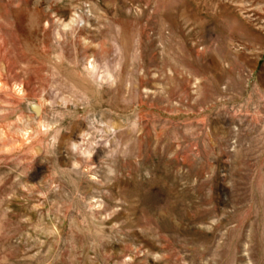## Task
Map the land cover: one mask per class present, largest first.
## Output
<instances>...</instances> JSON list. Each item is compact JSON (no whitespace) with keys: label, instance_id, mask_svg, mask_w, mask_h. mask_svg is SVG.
Masks as SVG:
<instances>
[{"label":"rangeland","instance_id":"obj_1","mask_svg":"<svg viewBox=\"0 0 264 264\" xmlns=\"http://www.w3.org/2000/svg\"><path fill=\"white\" fill-rule=\"evenodd\" d=\"M0 264H264V0H0Z\"/></svg>","mask_w":264,"mask_h":264}]
</instances>
